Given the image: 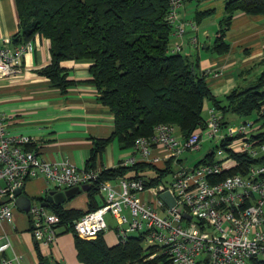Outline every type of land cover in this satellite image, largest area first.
<instances>
[{
  "label": "built area",
  "instance_id": "built-area-1",
  "mask_svg": "<svg viewBox=\"0 0 264 264\" xmlns=\"http://www.w3.org/2000/svg\"><path fill=\"white\" fill-rule=\"evenodd\" d=\"M181 0H169L167 19L173 35H184V23L177 12ZM194 28L193 23L190 24ZM192 44L197 41L193 37ZM181 43L173 42L179 50ZM33 40L13 42L0 38V78L19 74L25 54L33 50ZM208 74V73H206ZM219 76L221 70L212 71ZM264 114V103L255 116ZM258 120L238 121L209 107L201 125L183 136L167 123L154 126L149 136L138 137L123 166L149 163L164 171L170 165V179L145 186L140 177L104 181L98 192L103 202L73 221L74 234L94 239L107 228L105 214L115 218V235L122 241L128 233H141L142 244L155 248L167 258L166 264H252L264 261V140L256 138ZM176 130L178 131L176 134ZM205 139L213 147L198 160L189 162L184 153L198 151ZM27 135H11L0 113V225L13 221L16 191L30 178L42 175L58 189L94 186L100 167L79 169L70 162L51 163L40 159L35 150L25 149ZM235 154L259 163L242 168ZM208 155L211 156L208 160ZM236 172H229L237 168ZM167 192L174 204L167 205L159 195ZM30 232L40 246H50L57 237L59 217L40 203L30 206ZM10 247L0 233V264H10L4 252Z\"/></svg>",
  "mask_w": 264,
  "mask_h": 264
},
{
  "label": "trees",
  "instance_id": "trees-1",
  "mask_svg": "<svg viewBox=\"0 0 264 264\" xmlns=\"http://www.w3.org/2000/svg\"><path fill=\"white\" fill-rule=\"evenodd\" d=\"M15 2L19 30L12 36V41H25L34 34L49 41L50 58L38 69V74L65 91L74 82L67 79V68L63 67L62 61L87 58L89 82L96 88L97 100L113 116L110 136L93 140L86 170L95 166L98 154L109 142L115 140L119 148L131 149L138 137L149 136L159 123L174 125L183 136H187L204 121L202 113L206 102L224 116L257 119L259 128L255 137L264 140V114L259 118L255 116L264 103V70L251 84L237 86L222 98L214 96L205 79L206 71L200 73L197 69V56L185 54L172 46L173 27L167 19L169 0ZM237 9L249 14H264V0H225L224 13L218 18L211 46L218 54L229 50L225 33ZM209 12L210 9L195 10L193 18L200 22ZM34 147L32 142L25 145L27 150H35ZM234 156L242 168L259 163V160L243 154ZM210 158L208 155V160ZM170 171V165L162 171L149 163L123 166L119 162L114 167L101 169L94 186L87 191L88 197L92 204L99 185L107 180L140 177L145 186H150L167 181ZM38 199L41 201L44 197ZM91 204L85 211L96 208ZM48 207L60 220L57 236L65 232L74 234L73 221L85 211L53 203ZM127 236L124 241L116 237V243L108 245L103 233L86 240L74 234L77 258L82 264L167 263L165 255H155V248L142 244L141 233H128ZM252 260V264H264L263 260ZM39 264H48L41 254ZM50 264L61 263L53 261Z\"/></svg>",
  "mask_w": 264,
  "mask_h": 264
},
{
  "label": "crops",
  "instance_id": "crops-1",
  "mask_svg": "<svg viewBox=\"0 0 264 264\" xmlns=\"http://www.w3.org/2000/svg\"><path fill=\"white\" fill-rule=\"evenodd\" d=\"M189 2L193 4L194 10L210 9V12L204 14L201 21L197 22L193 16L186 14V7L190 4H183L182 13L181 7L178 9L184 28L188 26L185 28V41L181 40L180 50L184 47L185 54L197 56V69L200 73L201 71L208 73L205 79L212 94L219 98L237 86L251 84L264 70V14H249L241 9L235 10L230 27L225 33L229 50L218 54L211 49L208 43L209 32L205 28L207 24L214 23L212 20H206L215 10L211 6L212 1ZM199 2H206V7L199 8L197 6ZM224 3L225 1L223 11ZM191 23L196 24L197 30L191 29ZM18 30L19 16L15 0H0V38L7 36L12 38ZM193 37L197 41L196 46L192 44ZM32 40L33 50L25 54L19 74L11 79L0 78V113L6 118L7 129L11 135H27L31 138L40 159L51 163L70 162L79 169H86L93 140L106 139L110 136L113 116L97 100L96 88L89 82L91 77L87 58L62 61L63 67L67 68V79L74 82L62 91L53 86L46 77L38 74V69L48 63L50 58L48 39L34 34ZM177 40H179L177 37L171 36L172 44ZM218 70H221L222 76L211 74L212 71ZM251 76L254 79H250ZM205 107L208 110L211 107L210 103ZM130 153L131 149H121L113 140L98 154L95 166L89 169L114 167ZM88 189L89 187L59 205L84 212L91 204ZM60 190L65 189L57 190V186L51 181H46L42 175L30 178L25 183L23 193L31 199L28 209L22 210L17 207L13 221L0 225V233H3L10 242V247L4 252L10 264H39L40 254L48 264L53 261H59L61 264H82L78 262L72 232H69L70 236H57L50 246L45 247L40 246L30 232L31 222L28 217L30 206L47 202L44 207L50 210L48 206L51 202H48L45 196L49 191ZM41 196L44 199L40 201L38 198ZM102 202V195L97 191L92 197L91 206L98 207ZM57 229L60 230V227ZM107 230L108 225L102 232L104 239L108 245H113L116 243L115 227L111 242L105 238Z\"/></svg>",
  "mask_w": 264,
  "mask_h": 264
},
{
  "label": "rangeland",
  "instance_id": "rangeland-1",
  "mask_svg": "<svg viewBox=\"0 0 264 264\" xmlns=\"http://www.w3.org/2000/svg\"><path fill=\"white\" fill-rule=\"evenodd\" d=\"M189 1H191V0H181L180 1V4L182 5H180L179 7H178V9L181 7V13H182V10L184 9V5L183 4H185V3H187V5L188 4H190V2ZM209 1H212V7H214L215 8V10H214V13L212 14V15H210V16H208L207 18H206V20H212V21H214V23L213 24H207L206 26H205V28L208 30V43L210 44V47H211V45H212V41H213V37H214V34H215V30H216V27H217V21H218V18L219 17H221L222 15H223V13H224V11L222 10V6H223V2L225 1V0H209ZM199 8L201 7V8H205L206 7V2H199L198 3V5H197ZM192 9H191V8ZM187 8V11H186V14L187 15H190V16H193L194 15V13H195V10L193 9V4L191 3L188 7H186ZM188 10H190V11H188ZM177 12L179 13V10H177ZM193 25H194V28H192L191 26V29H193V30H197V27H196V24H194L193 23ZM188 26L186 25L185 26V28H187ZM186 30V29H185ZM173 36V35H172ZM176 37V36H175ZM185 37H186V34L185 35H183L181 38H179L178 36H177V39H179L180 40V42H181V40H183V41H185ZM171 38V37H170ZM179 40H177V41H179ZM181 44H182V42H181ZM181 52H183L184 53V51H185V49H184V47H183V49H181L180 50ZM221 76H222V73L220 74ZM220 76V77H221ZM250 79H254L252 76L250 77ZM256 79V78H255ZM254 79V80H255ZM253 80V81H254ZM223 96H221L220 98H222ZM208 103L209 102H206L205 103V106L206 105H208ZM206 114H207V110H206V107H204V110H203V113H202V116L205 118L206 117ZM229 119H230V121H238V120H241V119H243V118H241V117H238V116H235V115H230L229 117H228ZM178 131L176 130V134H179V135H181L180 133H177ZM202 144H201V148L198 150V151H194V152H191V153H184L183 154V157H186L187 159H188V161L189 162H193L194 160H198L199 158H201L207 151H208V149L209 148H212L213 147V143H211L210 141H206L205 139H203L202 140V142H201ZM150 171V170H149ZM170 175H168L167 176V179H170ZM105 221H106V224L108 225V230L105 232V238L109 241V242H111V239H113V237H114V231H113V227H115V220L112 218V216H111V214L110 213H107V214H105ZM60 235H58V236H64V235H68V236H70V233L68 232V233H59ZM78 262H80V261H78ZM81 263V262H80Z\"/></svg>",
  "mask_w": 264,
  "mask_h": 264
},
{
  "label": "water",
  "instance_id": "water-1",
  "mask_svg": "<svg viewBox=\"0 0 264 264\" xmlns=\"http://www.w3.org/2000/svg\"><path fill=\"white\" fill-rule=\"evenodd\" d=\"M191 70L193 71V66L191 65ZM87 185L82 186H76L70 189L66 190H60V191H49L46 200L48 202L54 203L56 205L64 203L66 200L71 199L76 194L82 192L83 190H87ZM16 206L19 207L22 210H27L28 205H30L31 199L27 197L23 190H17L16 191ZM160 199H162L167 205L172 206L174 204V201L167 192L161 193L159 195ZM47 202H43L42 206H46ZM28 217L30 218V214H28Z\"/></svg>",
  "mask_w": 264,
  "mask_h": 264
}]
</instances>
